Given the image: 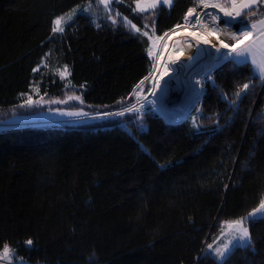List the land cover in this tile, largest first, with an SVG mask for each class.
Listing matches in <instances>:
<instances>
[{
  "label": "trees",
  "instance_id": "obj_1",
  "mask_svg": "<svg viewBox=\"0 0 264 264\" xmlns=\"http://www.w3.org/2000/svg\"><path fill=\"white\" fill-rule=\"evenodd\" d=\"M135 2L0 0V112L34 88L64 98L70 87L86 115L135 103L154 67L144 26L167 34L198 0L146 13ZM134 108L0 129V252L8 244L17 257L8 264H222L208 245L264 200V79L231 58L203 77L183 121ZM248 224L252 245L226 264H264V217Z\"/></svg>",
  "mask_w": 264,
  "mask_h": 264
},
{
  "label": "rangeland",
  "instance_id": "obj_2",
  "mask_svg": "<svg viewBox=\"0 0 264 264\" xmlns=\"http://www.w3.org/2000/svg\"><path fill=\"white\" fill-rule=\"evenodd\" d=\"M115 1V0H114ZM99 6L102 8L105 7L102 3H100V0H98ZM198 3V2H197ZM112 2H110V6L112 7ZM173 4V3H172ZM171 4V6H172ZM213 4L218 5V7H212ZM141 7H146L148 10L146 12L154 11L159 8L158 6L156 9H152L148 3L147 0H141ZM171 6H166V7H171ZM114 7V6H113ZM213 8L217 9L220 11L222 18L224 22L226 20H229V17L224 16V12L221 11V9H225L227 11H230L235 15L236 11H239L241 9V5L237 3L235 8L228 2V0H209V4L207 7L204 5H200L198 3V6L193 8L194 10H197L198 12L202 13L205 10ZM111 10L113 8H110ZM134 12H139L137 9V4L135 2L134 6ZM246 11H254V14H249L247 17H238L237 21L235 23L237 24H243L241 21L246 22L248 25H252L253 23L258 24L256 25L257 31H255V34H253V37H249L246 41H244L243 46L241 48L237 49V51H243L245 53L244 56H237L232 50H226L223 48H219V53L217 54L213 65L205 68L202 70V73L197 76L198 83L201 87V92L198 95V97L195 99V101L191 104V106L185 111V116L182 117V121L188 116V114L193 110L195 106H197L198 102L200 101V98L202 96L203 92V77L206 76L211 70H214L219 64H221L224 61L230 60L231 58H234L237 61L240 60H245L246 62H250L254 72L261 76L260 72L258 71V65L264 64V23H260V20H264V4H257L254 6V9L252 10H246ZM71 13L61 15L60 17H65V19L70 15ZM118 14V13H117ZM119 15V14H118ZM122 16L119 15V18ZM185 21V19H184ZM233 25V23H231ZM147 27L143 29L142 32L147 31L149 33L148 37L150 38L151 45H150V50L153 52V63L154 67H152V71L150 72V75H148L147 79L145 78L142 83H139L135 88V92L140 93L141 97L144 98L149 90L151 89L152 85V78H153V72L155 70V65L157 62V59L159 58L160 55V49L162 42L165 38L166 35H160L155 33V26L152 25V23L146 24ZM180 25V24H179ZM222 57V58H221ZM221 58V59H220ZM220 59V60H219ZM58 73L62 76H64V79H68V69L63 67L61 68ZM264 79V78H263ZM68 83V82H67ZM69 86V85H68ZM69 90L66 92L64 98H56V97H47V96H40L39 98H36L35 95L37 93V89L34 88V92L27 95L26 101L22 102L19 106L10 108L6 111L0 112V121L1 123H4L7 125L4 126H13L11 123L19 122V121H37V122H47L51 120H60V119H73L76 117H81L82 115L89 114V112L86 110V106L81 102V98L79 100L77 99H69V97H79V95L74 92L70 87L68 88ZM31 97L33 103L31 105L27 104L28 98ZM39 106V110L35 112V108ZM136 107H140L143 110H155V102L150 100L146 103H142L140 105H137ZM141 110V109H140ZM159 112V111H157ZM70 113H79L78 115L75 114H70ZM160 113V112H159ZM161 114V113H160ZM4 126H0V129L3 128ZM260 206V205H259ZM256 207L254 209L259 208ZM253 209V210H254ZM251 210L248 212L246 215H244L243 218L247 217L249 213L253 212ZM256 218H263L262 216H256ZM228 221H235V220H228ZM227 222V221H225ZM222 224L221 229L216 233L213 241L210 243L213 245L212 249H209V252L217 258V256L214 253V250L216 248H221L223 249V245L230 240L233 239L234 236L237 235L235 232L234 228L230 229L229 225L226 223ZM249 220L245 222L244 227H247L249 229ZM250 231V229H249ZM11 256V253H10ZM218 259V258H217ZM11 259L8 260H0V264H8L7 261H10ZM219 260V259H218Z\"/></svg>",
  "mask_w": 264,
  "mask_h": 264
},
{
  "label": "bare ground",
  "instance_id": "obj_3",
  "mask_svg": "<svg viewBox=\"0 0 264 264\" xmlns=\"http://www.w3.org/2000/svg\"><path fill=\"white\" fill-rule=\"evenodd\" d=\"M205 13L222 17L217 9L209 8L202 13L194 10L189 20L199 16V22L193 24L184 21L179 27L176 26L167 33L153 72L151 90L144 98L135 92L137 105L152 100L157 111L169 118L171 110L167 109L166 104L171 98V80L174 79L172 75L180 82L182 91L187 93L186 101L195 100L201 92L198 73L213 65L219 48L231 49L224 48L220 41L229 45L235 44L236 39H233V35L244 41L248 39L240 36L243 28L225 23L223 18L212 20L211 15L206 16ZM205 40L208 43H205ZM166 70L167 75H163ZM2 125L0 122V126Z\"/></svg>",
  "mask_w": 264,
  "mask_h": 264
},
{
  "label": "snow or ice",
  "instance_id": "obj_4",
  "mask_svg": "<svg viewBox=\"0 0 264 264\" xmlns=\"http://www.w3.org/2000/svg\"><path fill=\"white\" fill-rule=\"evenodd\" d=\"M110 2H114V0H100V3H102L106 8L110 7ZM174 2V0H147L148 5L152 8V9H156L158 6L163 7V6H171V4ZM228 2L233 6V8H235V6L237 5V3H239L241 5V9L239 11L235 12V15H233L232 12L227 11L225 9H221V11L224 12V16L225 17H229V20H226L225 23L231 24V23H235L237 21L238 17H247L249 14H254V11H246V10H252L254 9V6H256L257 4H264V0H228ZM198 3L200 5H204L205 7L208 6L209 4V0H198ZM136 4H137V9L143 13L145 11H147L148 9L146 7H141V0H136ZM212 7H218V5L213 4ZM81 11H87L88 9H80ZM136 10V9H134ZM194 13V9L190 8L188 10V13L185 16V22L186 23H197L199 22V16H196L194 20H189V16H191ZM206 16L211 15V19L212 20H219L222 19V17H219L218 15H212L209 13H205ZM72 19V16L69 15L67 20L65 19V17H58L56 20L53 21V28L52 31L53 33L56 32H63L64 31V27L62 26L63 24H67L69 20ZM124 23L126 25H130V27L132 29H135L137 32H140L141 29L137 28L136 25L131 24L130 21L127 20V18H123ZM260 23H264V20H260ZM113 23H117L116 20H113ZM241 23L244 24L243 30L240 32V36L244 37V38H248L252 36V28H255V23H253L252 25H248L246 22L241 21ZM144 27H147V25H145ZM179 27V25L177 26ZM144 36H148L149 33L147 31L142 33ZM191 35H195L194 33H191ZM233 39H236V43L229 45L227 43H225L224 41H220V43L222 44V46L224 48H231L232 52H234L237 56H244L245 53L243 51H237V48L244 43L243 39H237L235 37V35H233ZM205 43H208L207 40L204 41ZM149 55H151V52L149 53ZM258 67V71L261 74V77L264 78V64H260L257 66ZM33 71H38V69H34ZM163 75H167V70L165 71V73ZM61 78L63 79L64 76L62 75ZM147 79V78H146ZM250 87L249 84H244L242 86V90H246ZM38 91V89H37ZM237 97H239L241 95L240 92H238ZM69 99H77L79 100L80 97H69ZM82 102V101H81ZM27 104L31 105L33 103L31 97L28 98ZM129 112H133V111H139L138 109L133 108H129L128 109ZM70 114H75L78 115L79 113H70ZM121 115H123V113H120ZM262 216L264 217V200L261 201V204L259 206V208L254 209L253 212L249 213L247 217L245 218H240L238 220L235 221H227L225 222L226 224L229 225L230 229L235 230V232L237 233L236 236L233 237L232 240H230L229 242L225 243L223 245V249L221 248H216L214 250L215 255L217 256V258L222 262V264H226V259L228 257H230L233 254V251L235 249L238 248H247L250 247L252 245V240H251V234L250 231L247 227H244V224L246 221L248 220H252L254 219L256 216ZM33 242L31 240L27 241L28 245H31ZM209 249L213 248L212 244L208 245ZM15 260L17 259V257L15 256L14 253L11 254L10 256V248L8 244H4L3 246V250L2 252H0V260Z\"/></svg>",
  "mask_w": 264,
  "mask_h": 264
},
{
  "label": "water",
  "instance_id": "obj_5",
  "mask_svg": "<svg viewBox=\"0 0 264 264\" xmlns=\"http://www.w3.org/2000/svg\"><path fill=\"white\" fill-rule=\"evenodd\" d=\"M233 25L237 26L239 28H243L244 27V24L233 23ZM201 73H202V71H200L198 73V76ZM172 77L174 79L171 80V88H172L171 89V98L166 104L167 109L171 110L170 111V116L168 118L164 114H161V115L169 123H178V122L182 121V117L185 116V111L190 107V105L195 100L192 99V101H186L187 100V98H186V94L187 93H184L182 91L181 86H180V82L177 80V78H175L173 75H172ZM136 105L137 104L135 103V104L130 105L129 107H126V108L121 109V110L113 111V112H104V113H98V114H93V115H85V116L76 117V118H73V119L51 120V121H47V122H67V121L83 120V119H88V118H92V117H103V116L113 115V114H116V113H119V112H122V111H125V110L128 111L129 108H133ZM30 123H46V122H42V121L41 122L24 121V122L11 123V125H22V124H30ZM3 125H7V123L6 124L3 123Z\"/></svg>",
  "mask_w": 264,
  "mask_h": 264
},
{
  "label": "crops",
  "instance_id": "obj_6",
  "mask_svg": "<svg viewBox=\"0 0 264 264\" xmlns=\"http://www.w3.org/2000/svg\"><path fill=\"white\" fill-rule=\"evenodd\" d=\"M258 24V22H256V24L255 25H257ZM252 30V37H253V34H255V31H257V27L255 26V28H252L251 29ZM249 38V37H248ZM247 39H245V41H246ZM244 44V43H243ZM243 44L241 45V46H243ZM241 46H239L237 49H239V48H241ZM232 59H234V58H232ZM235 60V59H234ZM237 61V60H236ZM238 62H245V60H240V61H238Z\"/></svg>",
  "mask_w": 264,
  "mask_h": 264
},
{
  "label": "clouds",
  "instance_id": "obj_7",
  "mask_svg": "<svg viewBox=\"0 0 264 264\" xmlns=\"http://www.w3.org/2000/svg\"><path fill=\"white\" fill-rule=\"evenodd\" d=\"M2 126H4V125H2Z\"/></svg>",
  "mask_w": 264,
  "mask_h": 264
}]
</instances>
